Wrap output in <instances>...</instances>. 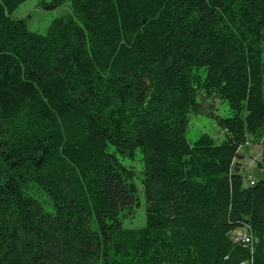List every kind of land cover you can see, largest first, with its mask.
Returning a JSON list of instances; mask_svg holds the SVG:
<instances>
[{"label":"trees","instance_id":"1","mask_svg":"<svg viewBox=\"0 0 264 264\" xmlns=\"http://www.w3.org/2000/svg\"><path fill=\"white\" fill-rule=\"evenodd\" d=\"M26 1L0 0V264H264V0H51L46 34Z\"/></svg>","mask_w":264,"mask_h":264},{"label":"rangeland","instance_id":"2","mask_svg":"<svg viewBox=\"0 0 264 264\" xmlns=\"http://www.w3.org/2000/svg\"><path fill=\"white\" fill-rule=\"evenodd\" d=\"M50 3L51 0H28L17 9L13 18L25 19L31 31L39 34H46L53 20L67 16L70 13L69 2L56 9H51L49 7ZM214 105L216 108V114L222 117L232 116V111L226 102L217 100ZM190 118L191 122L187 131V138L189 142L194 143L202 134L210 135L218 144L225 139L224 130L218 126L215 119L207 116L206 114H191ZM262 150V145H255L251 140L247 145L240 149V154L243 156L241 161V171L244 177V185L246 187L250 186V177L257 180L256 165L262 160ZM123 163L127 166L135 167L139 172V176L136 179V185L139 187L141 176L140 172L143 169V164L139 161L138 157L135 160H124ZM35 196L44 200L43 195L39 196L35 194ZM139 196L141 198V206L138 209L137 219L128 224L130 227H140L145 223V204L141 191H139ZM51 208L50 204L46 205L47 211H51Z\"/></svg>","mask_w":264,"mask_h":264},{"label":"built area","instance_id":"3","mask_svg":"<svg viewBox=\"0 0 264 264\" xmlns=\"http://www.w3.org/2000/svg\"><path fill=\"white\" fill-rule=\"evenodd\" d=\"M249 181L250 185L255 183V180L251 177L249 178ZM230 238L233 242L243 245H249L253 241L252 235L245 230H235L231 232Z\"/></svg>","mask_w":264,"mask_h":264}]
</instances>
